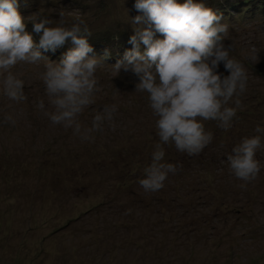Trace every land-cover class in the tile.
<instances>
[{
    "label": "rangeland",
    "instance_id": "1",
    "mask_svg": "<svg viewBox=\"0 0 264 264\" xmlns=\"http://www.w3.org/2000/svg\"><path fill=\"white\" fill-rule=\"evenodd\" d=\"M21 1L18 11L26 21L40 12L56 26L59 12L64 10L69 23L73 16L79 15L90 30L115 27V32L127 31L128 39L134 35L132 18L141 14L134 8L135 0ZM246 16L243 27L233 26L235 30L229 31L223 43L225 47L232 44L230 54L234 53L247 69V91L243 96L250 99L243 101L241 97L242 106L237 110L240 116L233 119V127L224 133L215 132L213 138L216 141L218 135L224 134L231 147L236 146L242 136L251 135L247 132L252 127L251 133L260 135L262 140V147L255 154L261 171L254 181L245 184L230 173L227 156L231 151L214 148L209 143L197 157L179 165L178 173L168 175L164 182L168 190L163 197L156 192L140 191L137 186L135 189L152 206L135 215L128 214L133 213L130 208L123 212L121 206L125 205L120 201H110L100 210L94 208L106 199L103 197L110 189L95 182L100 176L93 174V164L107 165L105 175L114 169L116 173H125L124 179L136 183L149 165L148 159L160 141L147 93L135 91L138 78L123 70L117 74L111 66L116 60H104L95 73L99 91L94 93V103L78 119L83 126L90 127L94 115L105 105L114 103L118 111L111 124L106 123L102 132L94 133V142H82L72 129L52 124L37 107L42 99L45 111L52 110L41 79L46 61L21 63L11 69L24 81L27 99L20 103L3 95L0 76V150H3L0 177L5 174L8 161L4 148L10 154L9 161H13L8 169L12 171L19 165L23 170L17 182L13 178L7 180L12 183L8 187L21 185L23 189H8L0 178V264H264V134L255 132L257 125L264 128V19ZM126 44L129 46V42ZM90 46L94 51L89 55L97 57L103 56L102 51L107 48ZM68 47L69 50L72 46ZM44 57L60 60L52 55ZM218 71L229 74L223 63ZM249 106L258 114H245L253 112ZM6 114L16 119L15 126L4 122ZM204 124L211 127L214 121ZM163 148L162 162L179 164V151L174 144H165ZM73 154L77 157H72ZM47 156L52 157L49 160L52 163L59 156L58 163L50 168L54 172L36 169ZM84 171L91 174L77 183L76 178ZM56 177V180L65 179L61 184H65L62 194H59L61 187L55 191L47 185ZM113 184L117 182L114 180ZM242 184L245 186L241 187ZM156 222L157 227L151 225ZM130 223L140 230L123 227ZM109 227H120L121 239L104 240L102 236L96 239L89 234L90 229L99 234L108 233ZM147 227H152L150 232ZM145 230L149 232L147 237L140 239V233L146 234ZM132 232L139 243L128 242L125 246L123 241L132 239Z\"/></svg>",
    "mask_w": 264,
    "mask_h": 264
},
{
    "label": "clouds",
    "instance_id": "2",
    "mask_svg": "<svg viewBox=\"0 0 264 264\" xmlns=\"http://www.w3.org/2000/svg\"><path fill=\"white\" fill-rule=\"evenodd\" d=\"M134 8L141 14L131 20L134 35L129 43L133 47L111 66L117 74L123 70L138 78L135 91L147 93L156 117L160 142L151 154V163L144 168V178L138 180L144 192L154 193L164 187L170 173L178 171L176 165L162 162L163 145L174 144L181 153L198 155L213 139L204 121H216L217 127L225 131L231 128L247 91L248 73L239 60L230 56L232 44L225 47L223 43L229 25L221 23L222 17L203 3L135 0ZM59 17L56 26L40 12L28 18L33 32L39 35L37 43L26 31L17 0H0L3 95L16 103L25 101L24 81L11 69L21 63L46 61L41 79L52 110L45 111L42 99L37 107L52 124L72 129L82 142H94V133L102 132L104 125L113 121L117 105H105L94 115L90 127L83 126L78 118L94 103V93L99 91L95 73L110 54L106 50L102 57L89 55L94 51L86 38L91 30L81 16H73L69 23L65 11L60 10ZM157 33L163 38H156ZM69 40L73 47L58 62L42 55L41 49L55 51ZM221 63L228 75L218 71ZM4 122L13 126L17 123L11 114L5 115ZM255 132L264 133V128L257 125ZM261 147L260 135L243 138L227 156L230 173L245 184L254 181L261 171L255 158Z\"/></svg>",
    "mask_w": 264,
    "mask_h": 264
},
{
    "label": "trees",
    "instance_id": "3",
    "mask_svg": "<svg viewBox=\"0 0 264 264\" xmlns=\"http://www.w3.org/2000/svg\"><path fill=\"white\" fill-rule=\"evenodd\" d=\"M178 2L179 3H184L185 0H178ZM194 2L203 3L205 7L212 9L213 12H215L217 15H220L222 17L221 23H227L229 25V31L231 30V32H233L235 30L233 28V26H236V27H241L242 26L243 27L242 20L244 19L243 17L246 16V15L252 16V18H257V19H260V20L264 19V0H194ZM17 3H18V7H19L22 4V1L21 0H17ZM18 9H20V8H18ZM255 14H257L258 17L255 16ZM245 18H247V16ZM24 21H25V24H26V31H28L30 34H32L34 41L38 43L39 42V35L36 34L35 32H33V28L30 29L32 24L28 20L26 21L24 19ZM117 26H119V24H117ZM90 29H91V27H90ZM126 34H128L127 31L124 32V33L115 32V27L107 29V30H105V29H100V30L92 29L91 30V35L87 36L86 38L88 40L89 45H93L95 47L96 46H100V47L105 46V47H107L106 50L110 54L108 56V58H112V59L118 60V59H121L123 57V55H124L126 50H129V49H131L133 47V45L130 44V43H129V46L126 47V45H127L126 43L129 42V39L126 38ZM156 38H161L162 39L163 37H162L161 34L157 33L156 34ZM69 45L73 47V45H72V43L70 41V42H66L62 47L57 48L56 49L57 52H56V50L48 52V51H44L43 49H41V53L43 55H45V54L47 55L48 54V55L57 56L58 58H61L62 55H63L61 53H65L68 50V48H69L68 46ZM110 48L118 49V51L111 50ZM143 50H144V47L142 45L141 46V51H143ZM102 53L104 54L105 52L102 51ZM118 56H120L121 58H119ZM230 56L235 58V54L234 53H231ZM249 99L250 98H246V97L242 96V100L243 101H248ZM249 108L253 112L247 111L245 114H247V115H257L258 114L257 110L255 108L252 107L253 108L252 109L251 106H249ZM245 114H241L242 117H245ZM239 116L240 115H236V117H234V119L236 120ZM237 126H236V128H237ZM231 128H229V129H231ZM251 128L247 132L248 134H251V135H246V137L248 136V138H251V137L257 135L255 133H251L253 131V128L252 129ZM205 130L208 131V132H211L213 134V137H214V133L218 132L219 130L222 131L223 133L226 132L225 130L217 127V122L216 121H214V124L211 127H210V125L207 126L205 124ZM223 136H224V134L221 135V136L220 135L217 136L218 137L216 139L217 145L215 143L216 141H214V138L212 139L210 144H212V147H214V148H223V149L225 148L226 152H228V151L232 152V149H233L234 146L231 147L230 143ZM244 137L245 136H242L238 140L239 143L241 142L242 138H244ZM45 148H47V146ZM2 152H3V150H0V153H2ZM4 152H5V155H4L5 160L8 159V161H6L5 174H3L0 178L5 180V186L8 187L12 183L11 182H7V180L9 178H13V180L17 182L16 178H17V176L20 173L23 172V170H21V168H19V165H18L16 168H14V170L10 171V169H8V168H9V166L10 167L12 166L10 164L13 161H9L8 157L10 156V154L8 153V149L7 148H4ZM260 152H261V150H260ZM179 154H180V156H179ZM182 156H183V153L179 152L178 153V159L180 160V162H179V164H176L174 162V165H176L178 167V169L180 168L179 170H181V167H179V165L184 164V162L187 159L195 158L198 155H193V156H188V155L186 156L185 155V156H183V158L185 157L184 159L182 158ZM58 157L59 156L56 157L57 158L56 162L52 163V162L49 161L52 157L51 156H49V157L47 156L46 158H44L46 161H43L42 163H40L39 166L36 169L41 170V172H42V171H45V170L47 171L50 168H54V165H56L58 163ZM72 157H77V154H73ZM116 159H117V157L115 159H113V161H112L113 164L115 162H117ZM118 160H119V157H118ZM149 162L151 163V158L148 159V163ZM50 170L52 172H54L53 169H50ZM107 170H108V166L105 165V164H100V163H98V165H94L93 164V174H96V175L100 176L99 178L96 179L95 182H101L103 184H106V186H108V188L110 189L109 192L107 193V195H105L103 197V199L104 198H106V199L103 200L102 202H100L99 204H97L96 206H94V208H97L98 210H100L102 208V206L106 205V203H110V201H115V202L120 201L118 203H120L121 205H125V206H121L122 209H123V212L127 208H130V209H132L133 213L130 212L128 214L129 215H135V213L137 211L143 210L146 206L147 207L152 206V205H149V201L148 200L143 199V197L139 194V192L142 191L143 189H141V187H140V191L135 189L137 186H140L138 183L129 182L127 178L124 179L125 176H126L125 173H122V172H117L116 173V172H114V169H113V173H110L109 175L103 174V173H106ZM118 170H119V167H118ZM178 171H177V173H178ZM58 173L59 172L56 171L55 174L57 175ZM69 174L71 175V173H69ZM90 174L91 173L84 171L81 176L76 178V180L78 181L77 183H79L81 181L82 177H85L86 175L89 176ZM57 178L58 177H56L55 179L52 178L51 180H49L47 185L52 190L54 188L55 191H57L58 188L61 187L60 190H59V194L60 193L62 194V191H63V188H64L65 184L64 185H61V184H62V182H64L65 179L61 178V179L56 180ZM139 178H141V179L144 178V174L141 175ZM67 180H72V179L68 178ZM114 180L117 182V184H113ZM57 181H58V183L55 184ZM166 186L167 185L164 184V187L161 190H159V192H156V194L158 196H162L163 197L164 193H166L167 190H168ZM17 188L23 189L21 187V185H15V186L8 187V189H12L14 191H17L18 190ZM104 189H105V187H104ZM81 197H82V195H81ZM162 197H158L157 199L161 200ZM123 199H126V201H123ZM153 204L155 205L156 203L154 202ZM147 222H148V220H147ZM151 225L157 227L158 223L157 222L154 223V224L151 223ZM126 226H123V227H125L126 229L127 228H131V227H133L135 229L139 228L135 223L126 224ZM150 228H152V227H149V228L147 227L149 232H150ZM119 229H120V227L117 228V229H116V227L115 228L114 227L113 228L109 227L108 231H107L108 233H104V234H99L98 232H94L95 229L94 230L90 229L89 230V232H90L89 234H90V236L92 238H96V239H97V237L100 238V236H102L104 238V240H107L108 238L115 239V238H120L121 234H120V232H118V231H120ZM139 230H140V228H139ZM141 232H143V231H141ZM144 232H146V234L145 233H140V239L146 238L148 233H149L146 230ZM131 234H132V239H128L129 241H125V242L123 241V244L125 246H126V243H128V242H137L138 241L136 236L134 237L135 233L132 232ZM103 243H105V242H103ZM137 243H139V242H137ZM119 249H121V248H119ZM142 252H147V251H143L142 250Z\"/></svg>",
    "mask_w": 264,
    "mask_h": 264
}]
</instances>
